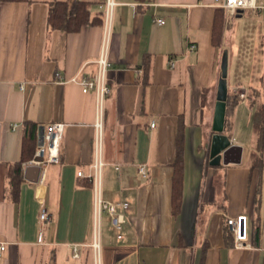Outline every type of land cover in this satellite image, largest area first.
<instances>
[{"label":"crops","instance_id":"1","mask_svg":"<svg viewBox=\"0 0 264 264\" xmlns=\"http://www.w3.org/2000/svg\"><path fill=\"white\" fill-rule=\"evenodd\" d=\"M59 1L87 3L89 24L74 32L51 29L49 8ZM114 1L107 35L109 95L97 146L94 95L71 80L96 72L105 38L104 0L0 1V243L6 245L0 264H95L94 240L98 264H264V146L259 173L251 168L254 110L247 99L237 101L231 131L220 133L229 147L218 163L210 157L223 52L228 92L258 91L264 108V71L260 77L255 70L264 66V9L232 18L215 47L213 0ZM242 20H251L256 39L239 60ZM238 64L244 67L240 74ZM50 123L64 124L60 159L39 184L38 168L25 164L39 145V131ZM179 132L183 187L174 214ZM97 160L102 199L127 203L117 208L125 218L119 230L106 212L98 222L94 216L88 175ZM19 162L23 180L15 198L8 171ZM80 171L85 177L77 176ZM43 206L50 222L41 228ZM239 215L246 216L249 248H235L227 233V218ZM73 245L82 246L78 259L72 258Z\"/></svg>","mask_w":264,"mask_h":264},{"label":"built area","instance_id":"2","mask_svg":"<svg viewBox=\"0 0 264 264\" xmlns=\"http://www.w3.org/2000/svg\"><path fill=\"white\" fill-rule=\"evenodd\" d=\"M116 5L114 0H104L103 4V18L105 23V38L102 43L100 53L95 61L96 72L90 78H83L81 80L72 79L74 82L80 85L84 94L93 93L95 99V141L96 146L99 144L101 139V129L104 116V104L105 100L109 95V87L106 81L107 71L109 63L107 60V35L109 32V24L113 9ZM213 7L221 9L224 12V22L228 24L232 18L237 15L244 14L247 12H258L264 9L263 0H213ZM155 22L162 24L163 20L155 19ZM170 66H173V61H170ZM59 82H64L61 76L57 75ZM22 89V87H21ZM236 100L245 101L247 98L246 91L244 88L235 89ZM154 126L153 123L150 125ZM41 135V144L36 148L32 159L25 164L38 168L39 170V184H43L46 177L47 167L51 164L59 163L60 155V141L62 132L64 130L63 123H50L43 126ZM101 162L97 160L92 165V173L88 175V178L94 183V216L98 220L103 212H106L110 218L111 226L115 230H119L122 223L125 222V218L122 213L117 211V208L126 209L127 203H111L102 199L100 194V175L99 168ZM139 173L146 177L145 167L139 168ZM77 176L85 177L83 172H78ZM50 222V215L45 209L41 207L39 213V223L41 228ZM227 227L232 235L235 248H249L250 244L247 242V231H246V216L239 215L236 218H227ZM85 246V245H83ZM94 253L95 264L99 263V243L94 240L90 245ZM81 245L71 246L72 258L78 259L80 254ZM6 245L0 243V257L5 251Z\"/></svg>","mask_w":264,"mask_h":264},{"label":"trees","instance_id":"3","mask_svg":"<svg viewBox=\"0 0 264 264\" xmlns=\"http://www.w3.org/2000/svg\"><path fill=\"white\" fill-rule=\"evenodd\" d=\"M4 2H25L27 0H0ZM90 13L89 5L85 2L76 1L71 6L66 2L59 1L53 3L48 12V25L51 29H59L66 32H74L79 30L82 26L89 24ZM224 30V12L221 9H215L213 19V29L211 34L212 46H219L222 40ZM145 76L149 74L150 67L148 61L144 63ZM259 92L252 90L247 96L248 105L253 108V123L252 129L255 136L256 151L250 154L251 168H256L258 172L263 168L262 151L264 146V108L263 105L258 102ZM237 105L236 94L228 92L226 105H225V117H224V130L231 131L232 120ZM183 137L181 132L177 134L176 139V154L175 161L173 163V175H172V213L177 214L182 199V187H183ZM33 156V151L31 152ZM31 153L29 157L31 156ZM28 157V158H29ZM23 158L22 161H24ZM9 187L12 188V194L18 195V187L22 182L21 165L20 162L13 166L8 171ZM228 236H232L230 232H227ZM260 233L259 227H255L254 235L258 237Z\"/></svg>","mask_w":264,"mask_h":264},{"label":"water","instance_id":"4","mask_svg":"<svg viewBox=\"0 0 264 264\" xmlns=\"http://www.w3.org/2000/svg\"><path fill=\"white\" fill-rule=\"evenodd\" d=\"M220 78L216 91V102L213 111L212 131L216 133L213 136L212 147L210 150V157L218 163L220 153L222 150L229 147V140L227 137L220 135L224 128L225 105L228 94L227 89V53L222 54L220 65ZM42 130L39 131V144H41Z\"/></svg>","mask_w":264,"mask_h":264},{"label":"rangeland","instance_id":"5","mask_svg":"<svg viewBox=\"0 0 264 264\" xmlns=\"http://www.w3.org/2000/svg\"><path fill=\"white\" fill-rule=\"evenodd\" d=\"M237 17H239V16H237ZM250 21L249 20H242V21H239L240 23L238 22L239 25L242 28L241 30H239L240 33L237 32V34H236L239 38H241L240 42L237 41V45H240L239 48L242 51L241 53H239V58H238L239 60H242L245 57L244 54H246L249 51L250 45H251V41L256 39V32L253 30V23L250 22ZM225 27L228 28V24H225V22H224V28ZM239 64H238V67H237L238 74H240V72L244 70V67H240ZM255 70H256V72H258L260 74V77H263L262 76V73L264 71V66L263 65L258 66V69H255ZM240 76H242V75H240ZM240 76H239V78H240ZM263 200H264V198H263Z\"/></svg>","mask_w":264,"mask_h":264}]
</instances>
